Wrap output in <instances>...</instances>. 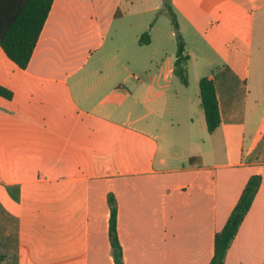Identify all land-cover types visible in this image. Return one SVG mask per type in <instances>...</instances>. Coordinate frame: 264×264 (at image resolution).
Wrapping results in <instances>:
<instances>
[{"label": "crops", "instance_id": "crops-1", "mask_svg": "<svg viewBox=\"0 0 264 264\" xmlns=\"http://www.w3.org/2000/svg\"><path fill=\"white\" fill-rule=\"evenodd\" d=\"M170 6L191 57L186 90L165 85L178 50L165 68L163 41L177 37L166 0H54L25 69L0 45V84L14 92L0 95V264H115L110 194L125 264H210L256 174L225 264H264V0ZM196 57L224 59L197 77L215 74L212 133L191 90Z\"/></svg>", "mask_w": 264, "mask_h": 264}, {"label": "trees", "instance_id": "trees-1", "mask_svg": "<svg viewBox=\"0 0 264 264\" xmlns=\"http://www.w3.org/2000/svg\"><path fill=\"white\" fill-rule=\"evenodd\" d=\"M53 3L54 0H0V45L7 56L22 69L27 68L30 63ZM166 5L171 12L178 38L174 73L183 84L187 85L189 82L187 65L191 57L179 31L177 16L170 6V0H166ZM140 41L149 42V33L143 34ZM199 89L207 128L212 133L222 122L215 74L202 77L199 81ZM0 95L12 99L14 92L0 84ZM261 183L262 176L259 174L252 175L248 180L226 224L215 235L214 256L210 264H225L228 250L252 207ZM108 199L111 209L109 236L115 264H125L118 234V203L113 194H110ZM3 258L4 256L0 255V262Z\"/></svg>", "mask_w": 264, "mask_h": 264}, {"label": "rangeland", "instance_id": "rangeland-1", "mask_svg": "<svg viewBox=\"0 0 264 264\" xmlns=\"http://www.w3.org/2000/svg\"><path fill=\"white\" fill-rule=\"evenodd\" d=\"M160 25L163 26V28L168 29L173 28V24L170 22H165V24L160 22ZM163 46L166 47V55L164 56V67L167 68L169 64L172 62V58L170 57V54L172 50L177 49L178 47V38L175 37L174 40H167L164 39ZM162 59H159L161 61ZM230 59H228L229 61ZM234 60V64L241 65L243 63H247L246 58L243 60L231 59ZM223 58H193L190 61L189 67H190V77H191V90L198 93L199 86L197 84V77L200 74H205L209 72L210 70L217 69L218 67L223 66ZM165 85L168 86L170 90L174 91L176 89L186 90L185 86L180 82L179 78L176 75H172L170 80L165 81Z\"/></svg>", "mask_w": 264, "mask_h": 264}]
</instances>
